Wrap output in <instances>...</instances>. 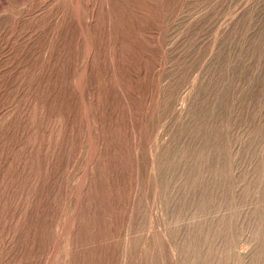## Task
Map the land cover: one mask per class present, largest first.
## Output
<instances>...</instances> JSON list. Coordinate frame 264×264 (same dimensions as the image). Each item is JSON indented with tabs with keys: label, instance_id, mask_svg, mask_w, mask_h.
Returning <instances> with one entry per match:
<instances>
[{
	"label": "rangeland",
	"instance_id": "rangeland-1",
	"mask_svg": "<svg viewBox=\"0 0 264 264\" xmlns=\"http://www.w3.org/2000/svg\"><path fill=\"white\" fill-rule=\"evenodd\" d=\"M200 125L226 131L228 169L212 168L239 201L212 214L199 190L177 202L207 152ZM251 129L264 0H0V264H184L185 223L208 218L205 236L236 210L238 226L243 189L264 187L226 181L264 171Z\"/></svg>",
	"mask_w": 264,
	"mask_h": 264
},
{
	"label": "bare ground",
	"instance_id": "bare-ground-1",
	"mask_svg": "<svg viewBox=\"0 0 264 264\" xmlns=\"http://www.w3.org/2000/svg\"><path fill=\"white\" fill-rule=\"evenodd\" d=\"M253 129L246 134L249 142L252 141ZM194 131L200 134V144L206 147L207 152L202 156L200 162L188 164L190 171H180L185 178L193 180V182L189 188H183L184 191L179 192L178 205H184L187 195L196 190H199V197L195 199L196 205L204 212L211 211L212 214L216 206L225 202L238 204L239 201H234L233 189L227 185L221 191L217 189L221 175L225 176L226 173H220L212 168L213 165L223 164V168L228 169L226 147L229 144V139L226 131L218 125L210 127L200 125ZM263 136L262 133H256L251 144H258ZM201 167L211 170L209 179L201 177L202 171H199ZM256 168L257 170L264 169V163L260 162ZM246 175H251L257 181L264 179V171H244L238 177L226 178V181L242 183ZM209 182H213L212 189L207 185ZM248 186L246 185L243 189L239 200L249 202L253 209L246 213V217L240 225L236 226L234 223L237 215H242L236 210H231L222 217L211 220L212 225L205 226L203 231L212 229V233L205 236L200 232V228L208 218L196 221L189 227L188 223H185L186 235L179 237L182 243L180 252L185 251L184 264H264V206L262 205L264 203V187L257 189L258 197L255 199L249 193L250 188L255 186V182L250 188ZM244 240L253 241V244H251L247 255L243 257L237 250L236 244L237 241ZM151 259L157 261L153 257Z\"/></svg>",
	"mask_w": 264,
	"mask_h": 264
}]
</instances>
